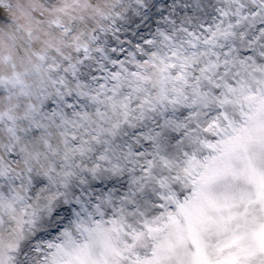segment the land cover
Returning <instances> with one entry per match:
<instances>
[{
	"label": "snow or ice",
	"instance_id": "obj_1",
	"mask_svg": "<svg viewBox=\"0 0 264 264\" xmlns=\"http://www.w3.org/2000/svg\"><path fill=\"white\" fill-rule=\"evenodd\" d=\"M0 264H264V0H0Z\"/></svg>",
	"mask_w": 264,
	"mask_h": 264
}]
</instances>
